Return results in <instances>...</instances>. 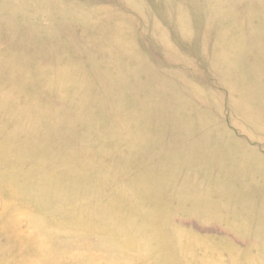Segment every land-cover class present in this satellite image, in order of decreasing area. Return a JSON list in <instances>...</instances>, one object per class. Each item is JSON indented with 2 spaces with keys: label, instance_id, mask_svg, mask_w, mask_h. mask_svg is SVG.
<instances>
[{
  "label": "rangeland",
  "instance_id": "rangeland-1",
  "mask_svg": "<svg viewBox=\"0 0 264 264\" xmlns=\"http://www.w3.org/2000/svg\"><path fill=\"white\" fill-rule=\"evenodd\" d=\"M0 264H264V0H0Z\"/></svg>",
  "mask_w": 264,
  "mask_h": 264
}]
</instances>
